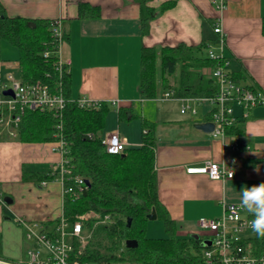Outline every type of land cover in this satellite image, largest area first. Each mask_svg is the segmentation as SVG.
<instances>
[{"label":"crops","instance_id":"1","mask_svg":"<svg viewBox=\"0 0 264 264\" xmlns=\"http://www.w3.org/2000/svg\"><path fill=\"white\" fill-rule=\"evenodd\" d=\"M163 1L147 0V4L157 7ZM80 2L97 6L99 16L78 17ZM2 12L10 17L60 19L65 39L59 54L69 62L70 97L87 96L112 107L102 133L118 131L126 140L125 148L141 145L140 119L118 120L119 106L130 107L134 114L154 123L157 195L175 223L177 236L201 234L199 218L219 216L223 201L240 203L242 188L264 182V102L251 108L247 118L239 119L240 133L227 134L223 144L194 126L208 121L205 108L195 115L181 113L177 100L158 98L165 91L160 89L152 99L175 104L153 109L146 107L149 99L139 94L141 46L211 44L216 39L212 21L219 14L229 71L242 76L241 84L264 94V0H229L221 11L213 0H176L150 20L145 35L140 34L136 0H0V16ZM7 72L19 74L18 52L0 39V77ZM234 111L240 117V107ZM52 145L53 141H21L0 127V261L26 258L31 241L25 239L19 219L54 221L61 214L57 180L40 185L22 179L24 171H45L60 159ZM224 158L232 159L226 163L234 168L231 178L211 179L204 173L186 171L205 160ZM155 228L163 235L161 227Z\"/></svg>","mask_w":264,"mask_h":264},{"label":"trees","instance_id":"2","mask_svg":"<svg viewBox=\"0 0 264 264\" xmlns=\"http://www.w3.org/2000/svg\"><path fill=\"white\" fill-rule=\"evenodd\" d=\"M139 5L140 34L149 30L150 20L176 0L163 1L159 6L147 4V0H136ZM97 6L80 2L78 17L99 16ZM54 19L0 16V39L13 45L18 52L19 78L22 82L39 80L51 91H60L66 99L61 114V135L67 144L71 174H79L89 181L87 188L78 197L63 196L62 212L72 220L76 214L94 211L109 220L96 222L92 218L83 221L84 229L92 233L80 258L91 264L133 263V264H204L200 243L193 236H177L175 223L170 218L157 195L155 163V125L152 121L136 115L130 107L119 106L120 121L140 119L141 145L125 148L119 153H107L99 138L104 118L109 110L105 101L95 107H80L70 97L69 71L58 70L53 52L55 45L50 34ZM62 37L65 33L62 29ZM208 44L196 46L179 43L175 46H141L139 53V94L143 99L155 98L159 90L173 89L177 96L202 97L214 95L217 84L206 77L201 67L212 66L214 61L206 53ZM45 50L51 51L44 56ZM236 80L242 77L232 75ZM170 78L173 82L170 83ZM208 116V115H207ZM209 117V116H208ZM207 117V118H208ZM56 118L49 111L26 110L21 116L17 138L25 142L54 141ZM87 133H93L89 137ZM227 134H239L238 123L226 129ZM57 172L24 171L22 179L34 181L55 180ZM65 183H71L70 180ZM154 210L156 218L162 221L165 236L145 235L147 214ZM127 218L130 224L127 225ZM49 222V221H48ZM246 241L252 245V254L264 252V237L251 231ZM134 239L137 245L126 247L125 240ZM195 250L197 254H193ZM256 264H264L257 262Z\"/></svg>","mask_w":264,"mask_h":264},{"label":"built area","instance_id":"3","mask_svg":"<svg viewBox=\"0 0 264 264\" xmlns=\"http://www.w3.org/2000/svg\"><path fill=\"white\" fill-rule=\"evenodd\" d=\"M218 11H221L229 0H213ZM212 32L216 39L208 44L207 56L214 61L212 66L201 67L203 75L213 78L217 84L214 95L192 97L177 96L173 89H167L158 95L160 99L177 100L181 113L197 114V106L209 103L212 106L205 112L212 122L211 136L217 137L225 144L226 129L238 123L239 119L249 116L251 108L264 102V94L251 86L241 84L229 71V58L225 55V33L222 29L221 15L215 16L212 21ZM50 34L55 48L53 52L57 56L55 67L58 70L68 71L69 62L60 57V45L63 41L60 19H54L50 25ZM51 51L45 50L44 56ZM9 89L11 94H4ZM80 107H95L101 100L87 96L74 99ZM66 99L56 91L39 80L24 83L11 72L0 77V127L8 135L17 137L21 116L26 110L49 111L56 118V131L53 132L55 140L51 146L53 151L60 155V159L51 164V173L57 172V180L61 186V204L63 196L70 194L78 197L87 188L85 178L79 174L72 175L69 167L67 144L61 135V114ZM115 104V101H112ZM240 107V117L235 114V107ZM89 137L93 133H87ZM99 138L107 153H119L125 149L126 140L118 131L110 130L100 132ZM231 158L222 159L219 162L205 160L202 165L189 166L188 173H204L211 179H226L234 175V168L226 163ZM70 180L69 183L65 181ZM48 181H42L45 185ZM222 211L217 217H201L197 220V226L201 234L198 239L201 247L200 255L204 264H256L264 263V252L256 256L252 254V245L246 241V235L252 229L250 221L253 218L240 203L223 201ZM94 219L96 222L109 220L108 215L102 218L94 211H86L76 214L72 220H68L61 214L54 221L22 220L19 222L25 227V239L31 241L26 249V258L16 262L0 261V264H91L80 258L84 247L88 243L89 233L83 227V221ZM197 254L195 250H191Z\"/></svg>","mask_w":264,"mask_h":264},{"label":"clouds","instance_id":"4","mask_svg":"<svg viewBox=\"0 0 264 264\" xmlns=\"http://www.w3.org/2000/svg\"><path fill=\"white\" fill-rule=\"evenodd\" d=\"M241 205L252 214L251 229L258 236L264 237V182L240 191Z\"/></svg>","mask_w":264,"mask_h":264},{"label":"rangeland","instance_id":"5","mask_svg":"<svg viewBox=\"0 0 264 264\" xmlns=\"http://www.w3.org/2000/svg\"><path fill=\"white\" fill-rule=\"evenodd\" d=\"M12 73V72H11ZM15 77H19V74H17V73H12ZM173 82V78H170V83H172ZM171 105V104H175V102H164V101H159V100H155V99H149V100H147L146 101V107L148 106L149 108H153L154 109V107L155 106H157V105ZM212 105L211 104H209V103H203V104H201V105H199V106H197V113H199L200 112V110H201V112H202V109H200L201 107H203V108H205V110H204V112H206V110L208 109V108H210ZM164 109H166L165 108V106H164ZM170 107L168 106V108H167V110L168 111H170ZM110 110H112V107H109V110H108V112L110 111ZM107 112V113H108ZM147 112V111H146ZM107 113H106V115H107ZM106 115H105V117H106ZM104 123H105V118H104ZM106 132V131H105ZM47 166V165H46ZM43 169H44V167H42ZM42 169V170H43ZM156 225H157V227L159 226V228L161 227V229H162V231H164V229H163V224H162V221L161 220H159L158 218H153V219H148L147 220V223H146V230H145V235L146 236H148V237H162V236H165V232L163 233V235H158V233L156 232ZM86 231H88V233L90 234L89 235V237L91 236V233H92V231H91V229H85ZM127 263V262H126ZM112 264H124V263H118V262H115V263H112Z\"/></svg>","mask_w":264,"mask_h":264},{"label":"water","instance_id":"6","mask_svg":"<svg viewBox=\"0 0 264 264\" xmlns=\"http://www.w3.org/2000/svg\"><path fill=\"white\" fill-rule=\"evenodd\" d=\"M3 93L4 94H11V91L9 89H7ZM194 126L198 129L204 131V132H210L213 129V124L210 121L198 122V123H195ZM85 182H86V184H89V181L87 179L85 180ZM155 217H156V215H155L154 210H151V212L147 214L148 219H153ZM129 224H130V219L127 218V225H129ZM136 245H137V242L134 239H126L125 240V246L126 247H134Z\"/></svg>","mask_w":264,"mask_h":264}]
</instances>
